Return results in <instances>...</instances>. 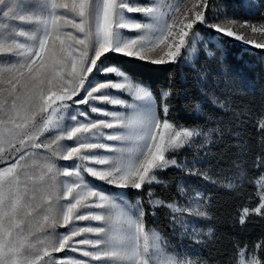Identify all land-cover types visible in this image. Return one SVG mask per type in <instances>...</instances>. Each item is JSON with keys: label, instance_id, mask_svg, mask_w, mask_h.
<instances>
[{"label": "snow or ice", "instance_id": "1", "mask_svg": "<svg viewBox=\"0 0 264 264\" xmlns=\"http://www.w3.org/2000/svg\"><path fill=\"white\" fill-rule=\"evenodd\" d=\"M198 26L264 49V22L238 21L210 0H0V264H210L150 229L142 199L128 193L147 190L151 214L166 208L173 229L201 244L212 229L195 219L209 218V197L192 181L234 189L243 170L233 161L238 172L225 175L209 163L219 123L181 122L172 87L157 95L121 66L195 67L205 40ZM205 95L244 122L247 113ZM193 112L204 109L196 103ZM256 127L264 148V113ZM186 150L193 158L178 160ZM171 168L186 177L178 200L152 191ZM255 183L259 202L242 209L241 225L264 217V176ZM234 248L228 264H264V240Z\"/></svg>", "mask_w": 264, "mask_h": 264}, {"label": "trees", "instance_id": "2", "mask_svg": "<svg viewBox=\"0 0 264 264\" xmlns=\"http://www.w3.org/2000/svg\"><path fill=\"white\" fill-rule=\"evenodd\" d=\"M204 45H199L195 67L181 61L168 65H151L132 59H125L121 66L136 79L151 85L157 95L161 89L172 87L175 90L171 100L172 113L181 122L191 123L195 120L208 127H216L219 123L223 129L222 138L214 137L215 143L208 148V161L212 166L224 169L225 175L231 170L238 171L233 165L235 161L243 170L244 180L234 189L222 188L219 185L207 187L210 197L208 224L212 234L211 239L199 246V255L208 259L210 264H228L229 258L236 251V242L241 246L247 244L249 248H254L258 241L264 240V217L253 214L244 225L239 223V216L244 207L257 206L259 199L255 181L264 175V148L260 145V132L256 127L257 117L264 113V67L261 63L246 64V52L239 43L226 44V52L213 45L205 50ZM207 52L214 53V57L210 58ZM259 53L264 54V49L259 50ZM225 76L230 83L229 93L228 90H221ZM242 80H245L244 84ZM208 90H212L216 95L223 93L224 99L230 103L232 109L247 113L244 122L235 121L231 111L226 112L213 106L210 100L204 97ZM196 103H200L204 109L201 116H196L193 112ZM209 116L213 119L209 120ZM235 132L240 133L239 138L233 135ZM178 157H182V152ZM257 157L261 160L258 161ZM182 176L178 169L162 172L160 179L165 183L154 186L155 195L165 200L180 199L176 184L181 181ZM130 193L133 198L136 197L135 192ZM141 193L144 198L146 190ZM144 205L148 213L146 224L151 227L152 209L146 200ZM156 215V226L161 235L175 248L177 240L168 210L161 208L156 211Z\"/></svg>", "mask_w": 264, "mask_h": 264}, {"label": "rangeland", "instance_id": "3", "mask_svg": "<svg viewBox=\"0 0 264 264\" xmlns=\"http://www.w3.org/2000/svg\"><path fill=\"white\" fill-rule=\"evenodd\" d=\"M210 3L214 4L215 8H217V9L226 8L228 16L234 17L238 21H241V22L248 21L249 23H255V24L264 22V15H262V14H264V0H210ZM253 4H255V6H252ZM137 18L138 19L140 18L138 14H137ZM198 27H199V30L201 32V35L205 37L203 44H207V48H210V46L213 45L214 47L221 49L223 52H226V50L228 49V47H226V44L239 43L240 45L243 46L244 51L246 52L245 59H244L246 64L255 65L257 63H261L262 66L264 67V54L259 53V50H261V49H256V48L252 47L251 45L244 44L241 41H235L232 38L224 37L222 34H216L215 32L210 31L209 29H207L204 26H198ZM241 31H244V30L241 29ZM247 34L250 37L252 36L250 31ZM209 37H213L211 42L208 41ZM256 38L259 39V36L257 35ZM217 41H221V43H217ZM199 45H198V49H199ZM181 62L183 64H190V63L184 62L183 60H181ZM100 78L102 79L103 77H100ZM242 81L244 84L245 80H242ZM222 82H223V84L221 86V88H222L221 90H222V92H224V90L227 92V90L230 86L228 77L225 76L222 79ZM215 87H217V86L215 85ZM229 92L230 91L228 90V93ZM206 93L211 94L214 92L212 90L209 92V90H208ZM222 94L223 93L219 92L218 95H216V94L215 95L224 99L225 97ZM204 97L206 99L210 100L208 95H205ZM79 107L83 108L85 106L81 105ZM109 107H111V106H109ZM236 145H238V143ZM209 146H208V148H209ZM194 154H195L194 150L182 151V157H177V159L180 161H183L185 158L191 160L193 158ZM201 155H203V153H201ZM209 157H210V155H209ZM209 157H208V160H209ZM61 163H71V162H61ZM3 166H5V165L0 164V167H3ZM216 168H217V171L219 172L218 166H216ZM171 169H176V168H171ZM237 172L234 170H231V171H229L228 175H231L232 173H237ZM185 179H186V177L182 176L181 181L185 180ZM192 183L195 186L201 188V190H203L208 197H209V195L207 194V187L209 185H214V184L205 182L203 180H198V179L193 180ZM154 186L155 185L152 186V191L155 193ZM220 187H222V186H220ZM222 188H226V187H222ZM130 192H135L136 197L133 198ZM138 194L139 193L136 190H130L128 193V198L131 201L135 202V200L139 197L142 199L143 203L145 200L148 202L147 190H146V194H145L144 198H142V193H141V195L140 194L138 195ZM209 200H210V197H209ZM151 217H152L151 221L153 224L149 228L150 229L154 228L157 231H159L158 227L156 226V224L158 222L156 213H155V215L151 214ZM208 221H209V218L195 219L196 227L200 230H203L204 232H207L210 229ZM81 223H87V222H81ZM58 231L63 232V231H65V229L61 228V229H58ZM174 232H175L174 237L177 240L175 248L182 249V250L189 252V253H192V254H195V253L199 254V246H201L202 244H204L208 240L206 238L204 243L196 244V243H193L190 238L182 237L180 235V229L179 228L175 229ZM67 254L68 255H76V256L79 255L78 253H71V252H68ZM57 255L58 256H64L65 254L60 253Z\"/></svg>", "mask_w": 264, "mask_h": 264}]
</instances>
